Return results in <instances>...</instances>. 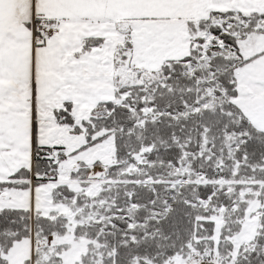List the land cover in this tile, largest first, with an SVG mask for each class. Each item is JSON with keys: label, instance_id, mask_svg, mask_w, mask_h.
<instances>
[{"label": "snow or ice", "instance_id": "1", "mask_svg": "<svg viewBox=\"0 0 264 264\" xmlns=\"http://www.w3.org/2000/svg\"><path fill=\"white\" fill-rule=\"evenodd\" d=\"M0 264H264V0H0Z\"/></svg>", "mask_w": 264, "mask_h": 264}]
</instances>
